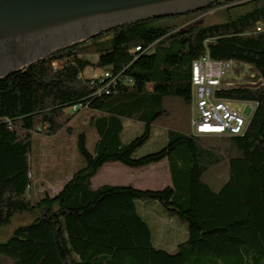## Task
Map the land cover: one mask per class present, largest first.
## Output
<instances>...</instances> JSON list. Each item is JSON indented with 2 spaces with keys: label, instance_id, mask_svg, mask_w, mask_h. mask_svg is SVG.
<instances>
[{
  "label": "trees",
  "instance_id": "1",
  "mask_svg": "<svg viewBox=\"0 0 264 264\" xmlns=\"http://www.w3.org/2000/svg\"><path fill=\"white\" fill-rule=\"evenodd\" d=\"M218 10L219 23L166 24ZM205 55L247 68L250 83L215 93L256 104L242 136L191 133V65ZM87 69L107 78L86 77ZM74 107L94 113L93 152L79 134L85 166L54 195L31 201L32 136L69 133ZM126 121L143 132L126 139ZM155 127L162 148L136 157ZM164 160L170 185L159 191L92 188L105 164ZM137 201H155L186 224L174 253L155 245ZM21 214L33 220L0 241V264H264V0H219L185 16L121 25L0 78V227Z\"/></svg>",
  "mask_w": 264,
  "mask_h": 264
},
{
  "label": "rangeland",
  "instance_id": "2",
  "mask_svg": "<svg viewBox=\"0 0 264 264\" xmlns=\"http://www.w3.org/2000/svg\"><path fill=\"white\" fill-rule=\"evenodd\" d=\"M246 8L236 9L231 12L232 16L242 14ZM222 11H211L208 13L198 14L192 17L181 18L177 21L166 23L168 25L178 24L181 27L190 25H210L222 22L224 20ZM234 65L231 71L222 81V86L229 85H243L250 83L247 81V68L243 67L237 69ZM237 69V70H236ZM103 73L100 71L85 70L86 77H100ZM233 108L243 109V103H233ZM72 117L69 124L70 132L62 131L55 136H44L42 133H36L32 136L29 166L30 177L32 184L28 190L27 197L31 201L39 199L41 196L48 194L54 195L59 191L61 186L66 183L72 175L85 166L84 159L77 151L76 142L77 137L81 133L86 134V147L89 152H93L94 142L96 141V132L89 125L90 117L94 114L88 109H82L73 116L71 110L66 112ZM251 114V108L247 107L245 115L248 117ZM183 122L186 116H182ZM188 127H189V118ZM187 123V122H186ZM126 131V139L135 138L143 131L140 130L139 125L126 121L124 123ZM161 130L159 127L153 128L154 140L149 141L142 148L138 149L134 154L140 157L162 148ZM134 136V137H133ZM218 138V137H216ZM105 170L99 174L97 179L93 181V189H97L106 180L114 186H129L137 188L138 190L159 191L170 185V178L168 173L167 162L164 160L159 164L150 165L144 168H133L128 176L123 172H114L110 175L105 174ZM98 181H102L101 183ZM104 185V184H103ZM137 213L148 224L152 234V240L159 248L174 253L175 246L186 239L187 226L182 222L178 216L171 214L155 201L136 202ZM33 220V216L29 214H21L15 216L11 223L5 227H0V241H5L12 233V231Z\"/></svg>",
  "mask_w": 264,
  "mask_h": 264
},
{
  "label": "water",
  "instance_id": "3",
  "mask_svg": "<svg viewBox=\"0 0 264 264\" xmlns=\"http://www.w3.org/2000/svg\"><path fill=\"white\" fill-rule=\"evenodd\" d=\"M217 1L0 0V78L103 31L185 16Z\"/></svg>",
  "mask_w": 264,
  "mask_h": 264
},
{
  "label": "built area",
  "instance_id": "4",
  "mask_svg": "<svg viewBox=\"0 0 264 264\" xmlns=\"http://www.w3.org/2000/svg\"><path fill=\"white\" fill-rule=\"evenodd\" d=\"M256 31H261L257 25ZM138 50V49H136ZM232 62H215L208 55L192 62L191 65V133L196 136L208 137H238L242 136L255 103L223 100L215 97L216 91L222 87V81L233 68ZM107 78V74L100 77ZM243 103L244 108H233V103ZM251 108V114L246 117L245 110ZM80 107L71 109L72 113Z\"/></svg>",
  "mask_w": 264,
  "mask_h": 264
},
{
  "label": "crops",
  "instance_id": "5",
  "mask_svg": "<svg viewBox=\"0 0 264 264\" xmlns=\"http://www.w3.org/2000/svg\"><path fill=\"white\" fill-rule=\"evenodd\" d=\"M90 125V121L88 123ZM102 170H105L104 173L102 174V176H105V174H108L110 175V173H114L115 171L118 173V172H123L125 176H128L129 175V172H132L133 168H128L126 166H123L119 163H108V164H105L99 171L98 173L96 174V176L91 180V184L93 186V181H95L97 179V177L99 176V174L102 173ZM109 181H112V180H106L103 184L104 185H111V186H114L112 184H110ZM98 182H102V181H98ZM102 184V185H103ZM131 186V184H130Z\"/></svg>",
  "mask_w": 264,
  "mask_h": 264
}]
</instances>
